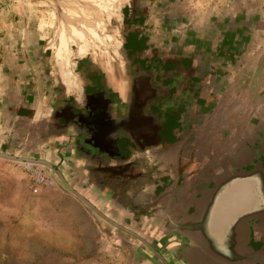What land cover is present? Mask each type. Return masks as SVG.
Returning <instances> with one entry per match:
<instances>
[{
	"label": "crops",
	"instance_id": "0c3cea01",
	"mask_svg": "<svg viewBox=\"0 0 264 264\" xmlns=\"http://www.w3.org/2000/svg\"><path fill=\"white\" fill-rule=\"evenodd\" d=\"M120 22L126 34L114 43L116 58L105 59L101 48L95 52L82 40L50 43L34 34L33 42L6 47L10 57L0 61V151L49 162L111 221L53 170L44 166L53 183L32 193L30 174L6 166L23 180L20 224L35 227L37 240L74 264H126L122 251L132 237L138 245L127 264L131 258L155 264L156 242L169 258L181 257L177 231L213 184L232 169L264 164V77L253 76L261 83L254 88L244 73L240 110L230 101L240 93V78L226 73V83L217 81V68L241 62L235 44L171 54L150 41L149 28L124 5ZM206 157L204 167H190ZM262 167L253 168L264 175ZM256 205L248 244L264 258L263 185ZM251 238L260 245L254 248Z\"/></svg>",
	"mask_w": 264,
	"mask_h": 264
},
{
	"label": "rangeland",
	"instance_id": "374dc122",
	"mask_svg": "<svg viewBox=\"0 0 264 264\" xmlns=\"http://www.w3.org/2000/svg\"><path fill=\"white\" fill-rule=\"evenodd\" d=\"M122 5L131 11L132 17L137 15L143 27L149 28L150 41L160 43L171 54L188 47H201L208 52L218 43L235 44L238 49L236 59L241 62L216 70L220 84L226 83L221 76L226 73L240 78L237 80L240 93H236L235 99H230L239 107L235 110L241 109L243 94L248 88V78L244 73L250 75L252 87L258 88L261 84L253 76L261 74L264 77V0H38L35 3L0 0V61L10 57L6 47L33 42L34 34L50 43L59 38L65 43L82 40L95 52L101 48L104 58H116L114 43L126 34L120 22ZM246 83L247 87L243 88ZM249 101L259 105L257 99L251 97ZM226 117L220 114L219 121L227 122ZM1 131L0 115V140ZM208 161L209 157L199 162L195 160L190 167L199 169ZM259 162L264 167L258 159L232 171H249ZM0 163V264H74L72 259L58 257L49 243L37 240L35 227L20 224L23 180L20 174L10 175L12 172L6 166L20 165L24 171L26 169L22 162L0 159ZM18 172L23 171L18 169ZM132 239V247H127L125 243L127 248L122 251L126 264L130 261L132 249L135 250V245H138ZM155 244L161 255V258H153L155 264H176L177 258H169L168 252L160 249L161 244ZM139 245L142 247L141 243ZM131 259L132 264H142ZM169 260L172 262H167Z\"/></svg>",
	"mask_w": 264,
	"mask_h": 264
},
{
	"label": "water",
	"instance_id": "95a60500",
	"mask_svg": "<svg viewBox=\"0 0 264 264\" xmlns=\"http://www.w3.org/2000/svg\"><path fill=\"white\" fill-rule=\"evenodd\" d=\"M1 138H3L2 135ZM0 159L39 164L53 170L68 191L97 215L108 220L82 195L73 191L55 166L49 162L43 159L15 156L1 151ZM262 185L264 186V175L259 168L232 172L219 178L195 212L187 217L186 224L177 231L181 238L182 248V255L177 259L181 260L182 264H256L264 262L260 251L253 250L248 244L249 220L259 214L260 208L256 203L259 200ZM112 223L116 225L114 222ZM118 227L126 230L121 226ZM153 251L157 253L155 250Z\"/></svg>",
	"mask_w": 264,
	"mask_h": 264
},
{
	"label": "built area",
	"instance_id": "2783aa9c",
	"mask_svg": "<svg viewBox=\"0 0 264 264\" xmlns=\"http://www.w3.org/2000/svg\"><path fill=\"white\" fill-rule=\"evenodd\" d=\"M24 168L31 176V187L32 193H36L39 186L41 185H51L53 183V178H50L46 174L44 166L32 163H23Z\"/></svg>",
	"mask_w": 264,
	"mask_h": 264
},
{
	"label": "flooded vegetation",
	"instance_id": "af4514ba",
	"mask_svg": "<svg viewBox=\"0 0 264 264\" xmlns=\"http://www.w3.org/2000/svg\"><path fill=\"white\" fill-rule=\"evenodd\" d=\"M255 161H256V160H255ZM250 167H251V166H250ZM250 167H249V168H250ZM256 222H259L258 219H256ZM252 228H253V227H250V231H251L250 234H253V231H254V229H255V228H253V229H252ZM251 239H252V238H251ZM250 244H251L254 248H255V247H258V246L260 245L259 243L254 242L253 239L250 240Z\"/></svg>",
	"mask_w": 264,
	"mask_h": 264
},
{
	"label": "trees",
	"instance_id": "16d2710c",
	"mask_svg": "<svg viewBox=\"0 0 264 264\" xmlns=\"http://www.w3.org/2000/svg\"><path fill=\"white\" fill-rule=\"evenodd\" d=\"M236 58V57H235Z\"/></svg>",
	"mask_w": 264,
	"mask_h": 264
}]
</instances>
